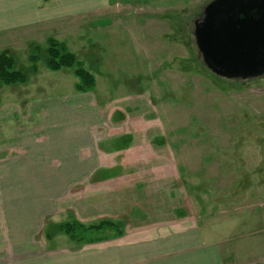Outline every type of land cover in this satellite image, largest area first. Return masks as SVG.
Returning a JSON list of instances; mask_svg holds the SVG:
<instances>
[{
  "label": "rangeland",
  "instance_id": "obj_1",
  "mask_svg": "<svg viewBox=\"0 0 264 264\" xmlns=\"http://www.w3.org/2000/svg\"><path fill=\"white\" fill-rule=\"evenodd\" d=\"M5 1L0 22L9 12L1 10ZM74 1L95 8L74 12L64 0H43L36 4L40 22L0 32V55L14 57L15 69L28 78L0 83L2 135L13 124L10 114L22 117L31 104L65 108L85 97L128 106L129 99L144 98L140 114L149 112L152 136L171 150L183 208L197 219L204 242L220 247L221 264H264V77L236 81L205 66L194 29L214 0ZM19 10L14 22L25 14ZM51 39L94 75V90L76 91L74 68L46 67ZM34 45L42 50L36 64L29 58Z\"/></svg>",
  "mask_w": 264,
  "mask_h": 264
},
{
  "label": "crops",
  "instance_id": "obj_2",
  "mask_svg": "<svg viewBox=\"0 0 264 264\" xmlns=\"http://www.w3.org/2000/svg\"><path fill=\"white\" fill-rule=\"evenodd\" d=\"M41 1H5L0 32L40 22ZM64 1L74 12L95 8ZM19 8L25 14L14 22ZM83 100L65 108L31 104L30 117L26 109L10 114L6 135L0 123V264H221L220 247L204 242L183 208L172 152L152 136L149 112L140 114L144 98L128 106ZM72 222L119 223L123 235L50 245L64 234L49 238V227Z\"/></svg>",
  "mask_w": 264,
  "mask_h": 264
},
{
  "label": "water",
  "instance_id": "obj_3",
  "mask_svg": "<svg viewBox=\"0 0 264 264\" xmlns=\"http://www.w3.org/2000/svg\"><path fill=\"white\" fill-rule=\"evenodd\" d=\"M207 68L224 78L264 72V0H214L194 29Z\"/></svg>",
  "mask_w": 264,
  "mask_h": 264
},
{
  "label": "trees",
  "instance_id": "obj_4",
  "mask_svg": "<svg viewBox=\"0 0 264 264\" xmlns=\"http://www.w3.org/2000/svg\"><path fill=\"white\" fill-rule=\"evenodd\" d=\"M42 55V50L38 45H34L30 51V61L36 64ZM46 67L58 72L65 68H74L75 75L79 79L76 91L79 93H89L95 89L96 80L94 75L83 68L74 54L70 53L63 44L51 39L49 48L43 59ZM16 60L9 55H0V83L3 85L26 84L28 78L25 74L15 69ZM32 72L36 73L33 67ZM66 235L71 241L78 244H95L121 237L123 232L119 223L101 222L95 225L86 226L78 222L66 223L55 229ZM55 232L51 230L48 237L52 238Z\"/></svg>",
  "mask_w": 264,
  "mask_h": 264
},
{
  "label": "flooded vegetation",
  "instance_id": "obj_5",
  "mask_svg": "<svg viewBox=\"0 0 264 264\" xmlns=\"http://www.w3.org/2000/svg\"><path fill=\"white\" fill-rule=\"evenodd\" d=\"M204 17V16H203ZM199 22H201V21H199ZM202 56V55H201ZM203 58V57H202ZM204 62V61H203ZM205 64V63H204ZM206 66V65H205ZM207 67V66H206ZM209 70V69H208ZM210 71V70H209ZM264 77V72L262 73V74H260V75H258V76H256V77ZM256 77H252V78H256ZM224 78V77H223ZM246 79H249V78H242V77H240V78H233V80H236V81H241V80H246Z\"/></svg>",
  "mask_w": 264,
  "mask_h": 264
}]
</instances>
